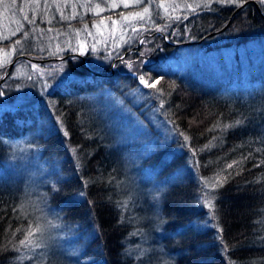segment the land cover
<instances>
[{
	"label": "trees",
	"instance_id": "1",
	"mask_svg": "<svg viewBox=\"0 0 264 264\" xmlns=\"http://www.w3.org/2000/svg\"><path fill=\"white\" fill-rule=\"evenodd\" d=\"M6 1L0 2L1 10L11 13L0 21V49L15 54L0 92L8 102H19L0 112V264H52L54 257L61 264L63 250L71 255L68 264H135L144 247L148 256L155 247L162 249L166 264H264L262 59L248 83L232 88L195 80L170 62L187 46L212 51L264 38V0H177L195 5L180 8L177 16L171 8L161 11L158 5L155 10L159 0L113 8L112 0H40V6ZM27 3V12L21 11ZM98 5L105 10L94 14ZM140 12L145 18L119 28L113 44L98 46L95 56H102V63L90 51H73L84 37L80 33L94 30L102 19ZM126 37L133 39L123 49L134 61L129 69L120 62L122 50L115 51ZM141 38L144 43L136 49ZM60 45L67 48L62 54ZM137 58L140 64L149 60L139 65ZM32 67H49L46 77ZM7 70L8 65L0 71V82ZM14 73L20 76L12 79ZM145 73L149 83L162 79L147 87L138 80ZM140 93H145L143 102L132 105ZM155 94L163 98L172 126L190 143L167 162V147L143 159L147 167L162 165L153 172L150 193L159 215L145 219L129 208L130 193L115 187L123 174L119 166L129 165L135 184L142 172L136 169H144L132 166L135 156L129 161L119 129L132 119L146 124L152 109H139L148 101L154 107ZM124 109L129 112L122 117ZM27 148L35 152L36 166L23 164L20 156L12 163V154ZM191 154L195 170L182 175ZM36 198L47 204L44 212ZM50 219L68 227V237L75 240L55 233L47 239L51 229L44 228V221ZM159 228L174 238L159 240ZM142 239V250H135ZM78 240L81 246L73 251Z\"/></svg>",
	"mask_w": 264,
	"mask_h": 264
},
{
	"label": "rangeland",
	"instance_id": "2",
	"mask_svg": "<svg viewBox=\"0 0 264 264\" xmlns=\"http://www.w3.org/2000/svg\"><path fill=\"white\" fill-rule=\"evenodd\" d=\"M1 0L0 2H2ZM142 0H140L141 2ZM162 1V0H161ZM28 2H35L39 4L40 6V0H29ZM140 2H137V0H112V4L110 5L111 8L120 5L121 7H127L129 5H136ZM159 2V3H157ZM8 3L6 0H4V3ZM33 3V5L36 6V4ZM157 6H155V10H157L158 5L160 6L161 11L171 8L175 12V16L178 15L179 9L186 8L187 10H191L194 8L195 5H191L189 3H180L177 0H170L168 2H160L156 1ZM22 5V4H20ZM191 5V7H189ZM27 6L29 7L30 4H26L25 6L21 7L24 9L25 12H27ZM99 7L95 8L94 14H100L102 13L104 8H101V5H98ZM39 7H35L34 11H38ZM9 12L11 11H2L1 10V4H0V21L4 22L7 19V16H9ZM11 15V14H10ZM123 17L119 20H116L115 18H106L102 19L94 28L92 29H85L82 33L81 36H84L82 39H77L75 42V46L73 51H77L80 55H83L87 51H90L92 53V58L93 60L97 61L98 63H102L103 61L98 59L101 58L103 59L102 56H95V52L98 48V46H101L105 43H110L113 44L115 42V38L117 37V32H119V28H121L123 25H129L132 21L136 19H143L145 18V15L143 12L140 13H132V14H123ZM146 20V19H144ZM132 37H126V40L120 42L119 48L117 49L116 47H110L108 50V53L111 51L115 50L117 53L119 50L123 52V49L126 48L127 46L132 44ZM167 41V40H166ZM144 43V40L138 39L137 41V46L136 49L139 47H142ZM116 44V43H115ZM66 45H60L59 47H64L62 50L59 49V52L62 54L67 50L65 47ZM69 50V48H68ZM15 54V53H14ZM13 50H2L0 49V71L4 70L5 66L8 65V71L9 74H5L3 79L0 82V85L5 81L7 76L10 75L11 71L14 68L13 63ZM171 56V55H170ZM58 58H52L50 60H57ZM131 58L128 57L127 52H123V56L120 58V62L122 66L124 67L123 69H129L131 66H133L131 63L134 62L133 60H130ZM139 59L135 63H138L139 65L145 64L149 58H147L145 61L143 60L140 64ZM261 60V62L258 63V65H263L264 64V38L258 39L255 41H252L247 44H242V45H233L230 47H224L220 48L217 50H212V51H206L204 50L203 47L201 46H187L185 48H182L177 51V55L175 57H172L170 59V62H172L176 70L180 73H187L188 71L192 74V78L195 80H201L204 83H208L210 85L217 83L220 84L218 85L219 87H231L233 83H248L249 77L252 74V71L256 70L255 65L257 64L258 60ZM145 62V63H144ZM10 65H12L10 67ZM138 65V66H139ZM254 67V68H253ZM34 70H36L41 77H46L48 73V68L49 67H32ZM263 73V70H262ZM7 75V76H6ZM20 74L14 73L12 75V79L19 77ZM67 79L70 78L71 76H66ZM12 79L8 83H12ZM16 81V80H15ZM232 88V87H231ZM2 93V92H0ZM145 93H140L137 95H131L133 96L132 101L134 106L138 105V103L141 101V99L144 98ZM152 96V95H151ZM154 101L156 102V105H154L150 102V104L147 102V104L143 107H141L139 110L140 112H144L145 110H148L149 107H151L149 110V113L146 114L145 119H147V123H143L142 121L138 119H132L131 123L126 126V128H121L119 129L120 135H121V142H123V146L126 147V150L124 148V152L126 151L127 157L129 161L132 162V158L135 156L134 163L132 166L136 167L137 165H142V161L144 158L150 156L154 152L161 151L165 147H167L166 153H165V159L164 161L167 162L170 160L173 156H176L180 153L183 152L184 149L188 148L189 146V139L185 140V135H181L175 128L172 126L170 119L168 117V111L166 106H164V100L160 95H153ZM5 97V95H0V112L4 110H11L17 107L19 101L15 102H8ZM140 102V103H141ZM128 109H124L122 111V117H125V113H128ZM30 148H27V151L24 154H21V151L19 153H16L15 155L12 154L11 158H13V161L20 156L19 161H21L23 164H26L28 167L33 166L35 167L37 164V158L36 155L33 154L35 153L30 152ZM27 152L28 155H27ZM123 153V152H122ZM136 157L139 158V162L136 160ZM187 165L188 168L182 172V175L185 174L187 171H193L195 168L193 167V158L192 154L187 156ZM141 162V163H140ZM131 166V165H130ZM131 166V167H132ZM32 167V168H33ZM144 169H136L137 171H142V172H137V176L139 177L138 179L140 180V184L137 182L135 184V179L134 176L131 175V172L129 168V165L126 164L122 165V169L119 166L120 172H123L122 175H120L118 182L116 183L117 188H120L123 190L124 193H130V199L132 200V204L129 208L134 209L136 212L144 214L143 217L145 219L150 218V216L155 217L158 216L159 214V209L156 205L153 204V200L156 199L152 196H150V193L152 192L151 189V184H152V175L153 172L156 174L158 173L159 170H161L162 165L159 164L157 166H145L142 165ZM139 168V166H137ZM118 179V178H117ZM145 187L147 190V193L149 195H146L144 191L141 189ZM134 193V195H133ZM142 194V196H140ZM83 198L82 195H79L78 198ZM33 199L30 201L32 202ZM34 201L39 202L42 206H40V211L44 212L47 204L40 202L38 198H36ZM135 201V202H134ZM47 203V202H46ZM151 204V205H150ZM135 205V206H134ZM140 206V207H139ZM151 206V207H150ZM139 207V208H135ZM151 213V214H150ZM41 214V213H40ZM206 222L209 224V215L206 214ZM38 218V217H37ZM42 221V220H41ZM47 225H44V228H49L51 229V233H48L47 239L51 237V234L54 235L57 234L58 237L62 240H75L71 237H68L67 234H69V231L71 232L68 227L66 228L65 226H59L56 225L55 222L50 220H45L44 221ZM42 224V223H39ZM200 228H207V224H196ZM43 228V229H44ZM68 229L69 231H67ZM64 233L66 234H63ZM38 232L34 230V233ZM159 236L157 238L159 240H164L165 242H169L170 239H173L174 236L171 235L168 232H165L164 230H161L160 228L157 229V233ZM52 235V236H53ZM85 240V237L83 238ZM37 242L31 243V246H36ZM26 248H28L29 245H27V242H25ZM77 245L81 246L80 240L75 242V245L72 246L73 251L77 250ZM138 246V247H137ZM141 246H144L143 244V239L142 242L138 240V242L135 245V248L140 251ZM139 248V249H138ZM143 248V247H142ZM135 249V250H136ZM145 249V247H144ZM143 249V251L139 252V255H137L136 263L138 262L139 259H142L140 262L141 264H146L145 262L148 260L149 264H166L164 262V259L166 258V254H164V251L162 249H158V247H155L151 252H146ZM66 251V259L62 261L61 264H68L66 261L71 258V255L67 253V250H63V255L65 254ZM130 252V248H129ZM128 252V253H129ZM146 257H149L147 260H143ZM28 258V254L26 255L25 259ZM52 264H57L58 260L57 257L49 259Z\"/></svg>",
	"mask_w": 264,
	"mask_h": 264
},
{
	"label": "snow or ice",
	"instance_id": "3",
	"mask_svg": "<svg viewBox=\"0 0 264 264\" xmlns=\"http://www.w3.org/2000/svg\"><path fill=\"white\" fill-rule=\"evenodd\" d=\"M137 2H140V0H137ZM225 2H229V3H230V2H233V0H225ZM189 7H191V5H189ZM145 11H147V8H145ZM25 19H27V17H25ZM15 43H16V44H19L20 41L17 40ZM146 75H147L146 73H145V74H141V75L138 77V80H139L140 84L145 85V86H147V87H152V88H154L155 85L159 83L160 79H162V77H159V78H156L155 80H153L151 83H149V80L146 79ZM160 94H163V91H162V90H161ZM0 95H3V93H0ZM65 135H67L66 132H65ZM185 140H188V137H185ZM228 167L231 168L232 165L229 164ZM80 195H83V192H81ZM37 231H39V229H37ZM31 235H32V233L29 232V233H28V236H31ZM25 242H26L25 240H21L20 243L23 245V244H25Z\"/></svg>",
	"mask_w": 264,
	"mask_h": 264
},
{
	"label": "water",
	"instance_id": "4",
	"mask_svg": "<svg viewBox=\"0 0 264 264\" xmlns=\"http://www.w3.org/2000/svg\"><path fill=\"white\" fill-rule=\"evenodd\" d=\"M256 6H257V5H256ZM237 10H239V9H237ZM187 44H192V43H187ZM63 59H65V57H64ZM57 60H58V59H57ZM12 65H13V63H12ZM12 65H10V67H11ZM9 72H10V71H8L7 75L9 74ZM7 75H6V76H7Z\"/></svg>",
	"mask_w": 264,
	"mask_h": 264
},
{
	"label": "bare ground",
	"instance_id": "5",
	"mask_svg": "<svg viewBox=\"0 0 264 264\" xmlns=\"http://www.w3.org/2000/svg\"><path fill=\"white\" fill-rule=\"evenodd\" d=\"M135 247V246H134ZM138 247V246H137ZM139 249V248H138ZM142 249V248H141ZM144 249V248H143ZM137 250V249H136ZM145 250V249H144ZM147 250V249H146ZM143 251V250H142Z\"/></svg>",
	"mask_w": 264,
	"mask_h": 264
}]
</instances>
